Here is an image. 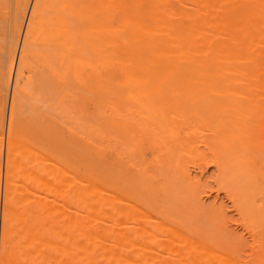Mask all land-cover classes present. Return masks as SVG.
Returning <instances> with one entry per match:
<instances>
[{
  "label": "bare ground",
  "instance_id": "bare-ground-1",
  "mask_svg": "<svg viewBox=\"0 0 264 264\" xmlns=\"http://www.w3.org/2000/svg\"><path fill=\"white\" fill-rule=\"evenodd\" d=\"M10 5L1 264H264V0Z\"/></svg>",
  "mask_w": 264,
  "mask_h": 264
},
{
  "label": "rangeland",
  "instance_id": "rangeland-1",
  "mask_svg": "<svg viewBox=\"0 0 264 264\" xmlns=\"http://www.w3.org/2000/svg\"><path fill=\"white\" fill-rule=\"evenodd\" d=\"M10 5V0H9V2L6 4V9H5V11L7 12H5V14L4 13H1V15H0V18L3 20V22H4V20H5V18H7V17H9V15L11 14V5ZM10 8V9H9ZM9 10V11H8ZM5 15H7V16H5ZM5 16V17H4ZM26 19V18H25ZM24 19V22H26V20ZM5 22H7V20H5ZM0 24H2V21H1V23ZM13 84V81H11V83H10V86H9V88H8V90H7V96H8V98H7V96L5 97V106H4V119H5V122H4V131L5 132H7V118H8V114H9V105H10V101L9 100H11V91H10V89H11V85ZM10 94V95H9ZM10 98V99H9ZM8 100V101H7ZM2 102H3V100H2ZM7 104V105H6ZM6 109V110H5ZM8 109V110H7ZM6 111V112H5ZM4 137L6 138V133H5V135H4ZM5 142V143H4ZM4 142H3V145H2V151H1V173H0V194H1V196H0V224H2V225H0V228L1 227H3V223L1 222L2 220H3V218L2 217H4V211H3V209H4V205H3V202H4V200H3V196H2V193H4L3 192V188H6V187H4L6 184V182L4 183V181H5V157H6V139L4 140ZM197 170H199V171H197ZM193 171H194V173H195V171H196V173L198 172V173H200V171L202 172V176H203V179H207V178H213V176H214V174H215V171H214V169L213 168H211V166H206V167H203V168H200V169H193ZM201 174V173H200ZM5 184V185H4ZM5 190V189H4ZM210 191V192H209ZM206 192L207 193H204L202 196V201L204 202V204L205 205H210V204H212V203H216L217 205H221L222 207H224L225 208V210L228 212L227 214H228V216H230L231 217V215L230 214H232V217H231V220H232V222H234V220L236 219V216H235V214H234V212L232 211V208H231V205H230V203H229V201L227 200V198L222 194V193H220V192H217L216 191V189H215V187L213 186V185H209V187L207 188V190H206ZM56 194V193H55ZM54 194V196H53V194H52V196H51V194H50V196H49V198H48V195L46 194L45 196H47V197H43V199L45 200V202H47V200H51V201H54V202H49L48 204L52 207L53 205L55 206V207H58V206H60V209H61V204L62 205H64L63 203H61V199L59 198V195L58 194H56L55 195ZM4 195V194H3ZM58 197V198H57ZM54 199V200H53ZM60 202H59V201ZM51 203V204H50ZM54 203H56V204H54ZM60 203V204H59ZM46 204V203H45ZM48 204H47V206H48ZM225 204V205H224ZM50 206H49V208H50ZM53 206V207H54ZM50 208L49 210H50V212H52L53 214H55L56 216V218H54L53 219V221L52 222H54V224H55V226H54V224L52 225V223H48V221H46V220H43L42 222H41V224H45V226L48 228V229H50V230H55L57 227L56 226H60V222L62 223V219H63V215H60L61 213H63V212H65V210L64 209H61V213L59 212L58 213V211L56 212L55 210L57 209H54V208ZM64 208H66V206L64 205L63 206ZM62 207V208H63ZM53 209V210H52ZM59 209V210H60ZM67 209V208H66ZM63 210V211H62ZM2 211V212H1ZM55 211V212H54ZM229 211H230V213H229ZM50 212H49V214H50ZM50 214V216H52L53 214ZM59 215H58V214ZM3 215V216H2ZM49 216V217H50ZM57 216H58V218H57ZM59 216H60V218H59ZM52 217H54V215L52 216ZM57 219H60V220H58L57 221ZM49 220V219H48ZM55 220H56V222H55ZM60 221V222H59ZM49 222H51V221H49ZM236 224H237V222L235 221L234 223H232V229L233 230H236L237 232H238V234L239 235H241L242 236V238L243 239H245L244 241H246V239H247V243L249 242V240H248V238H247V234L246 233H244L243 234V231L239 228V226H236ZM43 226V225H42ZM54 226V227H53ZM236 231H234V232H236ZM242 231V232H241ZM236 232V233H237ZM0 240L2 239V241H0V258L1 257H3V255L4 254H2L1 255V248L4 250V248H3V235H2V229H0ZM47 235H48V233L47 234H45V236L44 237H47ZM50 235V234H49ZM245 238H244V237ZM49 237V236H48ZM45 238V239H49V238ZM51 239V238H50ZM46 241H49V240H46ZM2 243V244H1ZM41 249H43L42 251H41V255L40 254H37V253H33L32 251H29V250H27V253L28 254H30L29 256H30V258H31V256H32V258H31V263L30 264H34L35 262H37V260L36 259H41V258H38V257H40V256H46L47 255V253L48 252H50L51 254H54L55 255V253H52L53 251H51L52 249H49L48 247L46 248V249H44V248H41ZM48 249V250H47ZM44 250H46V251H44ZM46 254H45V253ZM4 253V252H3ZM27 253H25L23 256L24 257H27L28 258V260H29V257H28V255L26 256V254ZM44 253V254H43ZM35 254H36V256H35ZM49 254V253H48ZM51 254H49V255H51ZM22 256V257H23ZM21 257V259H23ZM33 257H34V259H33ZM51 257V256H50ZM53 257V256H52ZM27 258H24V260H26ZM32 259H33V261H32ZM1 260L2 259H0V264H1ZM34 260H36V261H34ZM34 262V263H33ZM50 264H53V263H51L50 262Z\"/></svg>",
  "mask_w": 264,
  "mask_h": 264
}]
</instances>
